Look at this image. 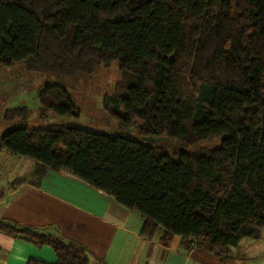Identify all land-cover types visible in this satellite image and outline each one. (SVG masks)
I'll use <instances>...</instances> for the list:
<instances>
[{
  "label": "trees",
  "instance_id": "obj_1",
  "mask_svg": "<svg viewBox=\"0 0 264 264\" xmlns=\"http://www.w3.org/2000/svg\"><path fill=\"white\" fill-rule=\"evenodd\" d=\"M114 61L121 80L104 110L119 129L139 121L141 137L172 139L176 152L72 122L28 128L26 107L5 111L0 149L33 162L31 182L65 172L110 195L143 218L142 237L160 228L163 245L180 237L226 261L241 239H259L264 0H0V67L73 76ZM37 98L41 117L78 115L59 84ZM208 140L217 144L185 149ZM0 232L50 245L53 264H88L79 246L50 234L5 220Z\"/></svg>",
  "mask_w": 264,
  "mask_h": 264
},
{
  "label": "crops",
  "instance_id": "obj_2",
  "mask_svg": "<svg viewBox=\"0 0 264 264\" xmlns=\"http://www.w3.org/2000/svg\"><path fill=\"white\" fill-rule=\"evenodd\" d=\"M31 160L0 149V220L79 246L88 264H264L260 239L243 238L230 248V258L196 252L174 237L160 241L140 235L143 218L72 174L46 171L37 181L11 184V176L29 174ZM48 244L36 245L22 235L0 232V264H53Z\"/></svg>",
  "mask_w": 264,
  "mask_h": 264
},
{
  "label": "rangeland",
  "instance_id": "obj_3",
  "mask_svg": "<svg viewBox=\"0 0 264 264\" xmlns=\"http://www.w3.org/2000/svg\"><path fill=\"white\" fill-rule=\"evenodd\" d=\"M120 80L121 74L116 61L107 65H99L89 74L73 76L33 71L23 63L12 67H0V135L9 127L8 121L4 117L5 111L26 107L27 116L23 125L28 128L41 127L51 123L72 122L75 126L88 131L108 134L122 133L145 143L160 145L169 153L176 152L180 146L172 139L165 136L141 137L137 130L139 121L128 128L119 129L115 118L104 110L103 99L117 91ZM47 83L59 84L69 92L78 110L77 117L65 118L50 112L41 117L37 97L43 85ZM216 144L217 140H208L185 149L191 152L199 148H211ZM181 149L184 148L181 147ZM26 176L28 174L11 176V184L31 180L29 176L28 178ZM259 239L264 244V230H262Z\"/></svg>",
  "mask_w": 264,
  "mask_h": 264
}]
</instances>
